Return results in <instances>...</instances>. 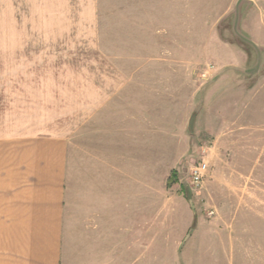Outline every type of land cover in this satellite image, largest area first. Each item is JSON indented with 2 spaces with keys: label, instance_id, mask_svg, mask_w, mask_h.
Instances as JSON below:
<instances>
[{
  "label": "rangeland",
  "instance_id": "rangeland-1",
  "mask_svg": "<svg viewBox=\"0 0 264 264\" xmlns=\"http://www.w3.org/2000/svg\"><path fill=\"white\" fill-rule=\"evenodd\" d=\"M0 88V111L57 132L96 93L143 105L142 264H264V0H0ZM104 152L72 151L62 264L107 257L82 230Z\"/></svg>",
  "mask_w": 264,
  "mask_h": 264
},
{
  "label": "crops",
  "instance_id": "crops-1",
  "mask_svg": "<svg viewBox=\"0 0 264 264\" xmlns=\"http://www.w3.org/2000/svg\"><path fill=\"white\" fill-rule=\"evenodd\" d=\"M100 88L101 84L96 90ZM102 93L86 99L83 116L61 132L33 128L32 121L21 125L14 110L0 111V264H62L73 150H108L103 153L109 158L104 170L95 163L88 177L91 194L82 198L90 210L83 219L85 242L92 252L107 254L92 264H142L143 232L148 231L141 211L148 116L142 104L140 110L133 109L131 99L117 98L113 89ZM113 150H125L119 162L111 159ZM126 150H141L138 178L132 174L133 157ZM102 172H108L106 178ZM117 174H122L119 191ZM134 181L140 194L129 192ZM133 205L137 211L140 206V213H131ZM117 253L122 254L118 259Z\"/></svg>",
  "mask_w": 264,
  "mask_h": 264
},
{
  "label": "built area",
  "instance_id": "built-area-1",
  "mask_svg": "<svg viewBox=\"0 0 264 264\" xmlns=\"http://www.w3.org/2000/svg\"><path fill=\"white\" fill-rule=\"evenodd\" d=\"M190 180L193 188H201L203 183V173L202 168L199 165L192 168L190 172Z\"/></svg>",
  "mask_w": 264,
  "mask_h": 264
},
{
  "label": "trees",
  "instance_id": "trees-1",
  "mask_svg": "<svg viewBox=\"0 0 264 264\" xmlns=\"http://www.w3.org/2000/svg\"><path fill=\"white\" fill-rule=\"evenodd\" d=\"M177 174V172L175 170H173L168 178V184L176 181V177L175 175Z\"/></svg>",
  "mask_w": 264,
  "mask_h": 264
}]
</instances>
